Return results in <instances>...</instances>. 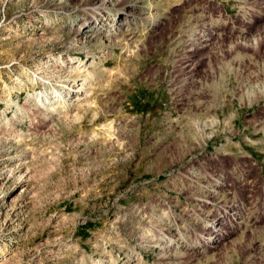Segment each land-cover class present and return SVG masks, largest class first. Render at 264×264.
<instances>
[{"label":"rangeland","instance_id":"rangeland-1","mask_svg":"<svg viewBox=\"0 0 264 264\" xmlns=\"http://www.w3.org/2000/svg\"><path fill=\"white\" fill-rule=\"evenodd\" d=\"M0 264H264V0H0Z\"/></svg>","mask_w":264,"mask_h":264},{"label":"bare ground","instance_id":"bare-ground-1","mask_svg":"<svg viewBox=\"0 0 264 264\" xmlns=\"http://www.w3.org/2000/svg\"><path fill=\"white\" fill-rule=\"evenodd\" d=\"M105 2V1H104ZM94 22H96L97 23V19H94ZM76 67H80V66H76ZM86 78H82L81 79V83L80 84H78V86L75 88V89H72L71 87H67V90L69 91V92H71V93H73L72 94V101L74 100V99H77L78 98V95H80V94H78V91H80V90H82L83 88H84V85H85V82L86 81H84ZM61 94V93H60ZM66 99V98H65ZM226 212H227V214H229V211L228 210H225L224 211V214L226 215ZM231 213V212H230ZM224 215V216H225ZM231 215L233 216L232 218L233 219H237V218H239L240 217V215H241V212L240 211H238V210H234V211H232V213H231ZM217 220V219H216ZM213 220V221H211V222H209L207 225H206V227H205V229H204V231H203V233H202V235L201 236H204V238L205 239H208L209 241H211V239H214V238H216V236L218 237V236H221V237H225V235H224V231L222 230V227H221V225H219V224H223V223H226L227 221H225V220H222V221H219V220ZM204 234V235H203ZM205 234H207V236L205 235Z\"/></svg>","mask_w":264,"mask_h":264}]
</instances>
